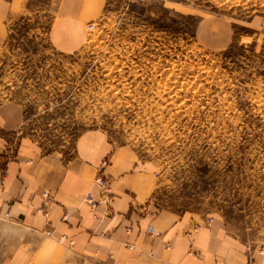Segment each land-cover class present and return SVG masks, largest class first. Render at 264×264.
I'll return each mask as SVG.
<instances>
[{
    "label": "rangeland",
    "instance_id": "1",
    "mask_svg": "<svg viewBox=\"0 0 264 264\" xmlns=\"http://www.w3.org/2000/svg\"><path fill=\"white\" fill-rule=\"evenodd\" d=\"M89 2L85 42L63 54L47 38L61 0H22L0 46V106L22 105L20 132L47 152L103 130L153 167L155 207L214 217L264 255V0ZM207 17L232 23L222 51L197 41Z\"/></svg>",
    "mask_w": 264,
    "mask_h": 264
},
{
    "label": "crops",
    "instance_id": "2",
    "mask_svg": "<svg viewBox=\"0 0 264 264\" xmlns=\"http://www.w3.org/2000/svg\"><path fill=\"white\" fill-rule=\"evenodd\" d=\"M21 5L22 0H0V46ZM60 7L47 38L55 51L72 53L85 42L84 24L92 8L89 0H61ZM195 34L203 49L217 52L232 42L233 27L207 17ZM23 111L16 102L0 106V177L4 172L5 180L0 187V264H264L263 254L245 248L214 217L155 207L158 176L153 167L128 147L113 145L103 130L79 134L67 154L47 152L20 132ZM13 140L16 155L2 166ZM100 168L113 199L110 210L92 211L83 199L89 191L99 196L93 181ZM43 191L52 194L47 216L39 210ZM208 218L213 219L209 227ZM149 228L158 236L148 234Z\"/></svg>",
    "mask_w": 264,
    "mask_h": 264
},
{
    "label": "built area",
    "instance_id": "3",
    "mask_svg": "<svg viewBox=\"0 0 264 264\" xmlns=\"http://www.w3.org/2000/svg\"><path fill=\"white\" fill-rule=\"evenodd\" d=\"M89 29H92V25L88 26ZM107 165V162L104 161L102 163L101 167H104ZM96 178L93 181V187L99 193V196L96 198L94 196V193L91 191L86 192V195L83 199V203L85 206L90 208L92 211L97 210L99 207L104 206L107 208V210H110V203L112 202L113 199V194L110 190V182L109 179L104 177L100 170L97 172V175L95 176ZM4 184L3 178L0 179V187ZM42 202L40 205L39 210L44 214V216L48 215V210L47 206L49 205L51 199H52V194H50L48 191H43L42 193ZM143 213L147 216H153L154 214L152 212H148L146 210L143 211ZM213 222L212 219H206L205 224L209 227L211 223ZM199 225H197L198 227ZM148 234L153 235V236H158V233H155L152 228L148 229ZM47 236H50V233H47ZM168 248V247H166Z\"/></svg>",
    "mask_w": 264,
    "mask_h": 264
}]
</instances>
